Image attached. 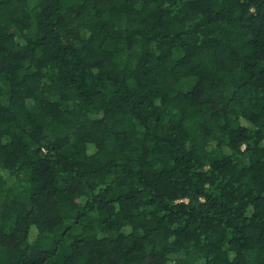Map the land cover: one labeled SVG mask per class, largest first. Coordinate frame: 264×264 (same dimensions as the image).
I'll list each match as a JSON object with an SVG mask.
<instances>
[{
    "label": "trees",
    "instance_id": "1",
    "mask_svg": "<svg viewBox=\"0 0 264 264\" xmlns=\"http://www.w3.org/2000/svg\"><path fill=\"white\" fill-rule=\"evenodd\" d=\"M0 264H264V0H0Z\"/></svg>",
    "mask_w": 264,
    "mask_h": 264
}]
</instances>
